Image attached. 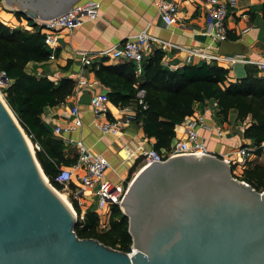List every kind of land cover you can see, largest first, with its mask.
Masks as SVG:
<instances>
[{
  "label": "water",
  "instance_id": "1",
  "mask_svg": "<svg viewBox=\"0 0 264 264\" xmlns=\"http://www.w3.org/2000/svg\"><path fill=\"white\" fill-rule=\"evenodd\" d=\"M2 1L30 18L49 19L78 0ZM218 52L240 55L242 44L223 38ZM79 101L89 102V95ZM120 208L131 254L79 237L74 209L48 181L0 97V264H264V189L238 178L214 152L143 165Z\"/></svg>",
  "mask_w": 264,
  "mask_h": 264
},
{
  "label": "crops",
  "instance_id": "2",
  "mask_svg": "<svg viewBox=\"0 0 264 264\" xmlns=\"http://www.w3.org/2000/svg\"><path fill=\"white\" fill-rule=\"evenodd\" d=\"M96 1L99 6L95 17L84 15L79 23L70 29H61L57 34L55 45L53 47L46 46L49 56L39 61L29 60L24 66V70L36 76H46L54 83L64 77L73 80L72 92L64 101L42 108L41 122L48 130H51L55 124H64L70 118V106L77 104L81 125L73 131L66 132L64 137L78 140L91 151L104 155L108 160V166L104 171L106 179L114 183L126 182L140 167L139 164H131L130 159L125 156L126 153L135 156L139 149L148 148L155 141L154 137L144 135L140 123H134L131 119L137 106L136 100L140 89L135 92L136 99L132 98V101L130 100L126 104L115 105L109 100V113L97 115L92 112L88 102H80L79 98L84 93L90 96L94 92L107 91L110 86L98 81L90 65L100 62H127L101 56L98 51L119 43L144 28L150 34L170 43L162 49L158 47L154 49V51L161 52L160 64L162 66L175 69L183 64L202 63L196 58L186 62L184 47L203 49L210 42V38L204 34L205 7L198 1L177 0L178 18L174 23L165 25L158 11V0ZM225 1L228 5L223 23L225 38L242 44V53L237 55L238 61L218 64L227 69L225 80L227 82L243 76L246 65L257 67L255 63L246 61L264 60V18L260 11L264 0ZM6 8L0 5V21L2 23L9 27L19 26L32 31L30 17L29 19L18 18L13 12L14 9ZM219 42H213L209 50L218 52ZM158 45L156 43L155 46ZM82 57L87 58L88 62L84 63ZM103 58H107V60L102 61ZM259 73L264 74V71H259ZM144 79L142 69L141 73H136V77L131 83L132 87H137ZM127 90L128 88H121L122 92ZM192 108V117L203 115V124H196L195 130L198 137L206 144L207 150L235 161L238 157L236 154L238 145L251 142L242 134L250 117L246 116L244 120L237 119L235 108H230L226 117L216 115L217 103L212 97L204 101H194ZM113 117L128 120L121 126L117 135L102 134L97 124ZM182 121L175 124V136L172 142L177 137L184 135ZM218 130L221 131V134L217 133ZM52 136L63 141L60 136ZM63 153L70 157H76L75 146L64 143ZM233 167L234 165H232L234 170ZM234 173L238 175L236 171ZM86 196L90 197L88 204L93 206L92 195ZM89 205L85 206V209Z\"/></svg>",
  "mask_w": 264,
  "mask_h": 264
},
{
  "label": "trees",
  "instance_id": "3",
  "mask_svg": "<svg viewBox=\"0 0 264 264\" xmlns=\"http://www.w3.org/2000/svg\"><path fill=\"white\" fill-rule=\"evenodd\" d=\"M260 11L264 18V1ZM13 12L18 18L29 19L24 12ZM48 56L42 33L19 26L9 27L0 21V71L7 78V83L2 85L5 100L31 140L40 144L41 149L35 151V156L49 182L61 189L63 185L56 181L60 167L72 165L76 157L63 153L64 142L52 136L41 122L40 114L44 106L64 101L71 94L74 82L64 77L54 83L46 76H36L24 70L29 60L39 61ZM160 58L161 52L155 50L145 59L142 65L145 79L135 88L131 85L136 77L133 63L100 62L90 65L98 81L110 86L106 92L115 105L136 99L135 92L144 90L142 101L145 107L137 104L134 121L141 124L145 136L154 137V148H167L175 136V124L192 114L193 102L211 97L217 103L216 115L226 117L228 110L235 108L237 119L250 117L242 133L251 140L250 145L264 140V74L259 73L257 67L246 65L243 76L225 82L227 69L215 61L168 69L160 64ZM105 60L107 58L102 59ZM123 87L128 90L122 92ZM263 178L261 164L245 169L240 177L257 190L260 187V190L264 189ZM69 185L74 187L73 183ZM71 201L77 213L74 231L79 237H94L111 247L130 250L127 216L117 205L110 206L106 229L98 231L97 212L88 209L80 218L76 199Z\"/></svg>",
  "mask_w": 264,
  "mask_h": 264
},
{
  "label": "built area",
  "instance_id": "4",
  "mask_svg": "<svg viewBox=\"0 0 264 264\" xmlns=\"http://www.w3.org/2000/svg\"><path fill=\"white\" fill-rule=\"evenodd\" d=\"M198 1L205 7V27L204 34L210 38V42L207 43L203 49L184 47L186 55L185 61L189 62L191 59L196 58L197 61H215L217 64L220 62L234 63L238 61V56L234 54H220L209 50V47L213 42H219L225 38L224 19L227 15L228 5L225 0H193ZM99 3L96 0H78L73 3L69 10L64 11L52 18L41 19L31 18L32 31H39L43 34V43L47 47H53L57 40L58 32L67 28L70 29L79 21L84 15H88L93 18L96 16ZM158 11L161 20L165 25L174 23L177 20L178 2L177 0H158ZM159 44L158 46H155ZM170 43L160 39L149 32L147 29H142L138 33L130 35L123 39L121 42L113 44L109 47L102 48L98 51L99 55L109 58L124 60L134 64L136 73L142 72V65L145 59L151 55L156 47L162 49ZM176 46V45H174ZM180 48L179 46H176ZM84 63L88 62V59L82 57ZM255 63L259 71H264V60L259 61H246ZM3 71H0V82L7 83V78H3ZM144 90L140 89L137 97V104L145 107L143 103ZM89 107L93 113L108 114L109 113V97L106 91L94 92L89 96ZM70 118L64 124H55L50 132L52 135L60 136L63 138V142L66 144H73L76 150V160L70 166H61L56 176V181L61 183L63 187L68 188L70 191L75 192L78 200L79 207L82 205L81 196L92 195L94 198L93 210L97 212L98 224L96 229L103 231L107 227V217L110 213V206L117 205L120 208V201L125 191V187L128 183L119 182L114 183L104 177V171L108 166V160L104 155L98 152H93L87 148L82 142L71 138L64 137L66 132L73 131L81 125V118L79 116L78 105L73 104L69 108ZM192 115V114H191ZM186 116L182 121L183 137H177L174 142L171 141L167 148L156 149L153 146L148 148L139 149L135 156L126 153V158L130 159L131 164L143 165L153 162L161 161L169 156L182 154V153H204L207 152L206 144L198 137L195 130L196 124H203V115H197L196 117ZM126 120L113 117L107 118L105 121L97 124L102 134L117 135L122 125ZM218 134L221 131L218 130ZM30 147L33 153L40 150V144L32 141ZM259 151L260 158H262V166L264 168V140L257 145H250V143H243L238 145L236 154L238 158L232 160L229 157L222 158L231 165L238 164L244 168L247 166V162ZM252 156V157H250ZM139 167V168H140ZM73 183L74 187L69 184ZM263 190V189H262ZM86 192V194L84 193ZM121 209V208H120ZM83 213L80 212L79 217L82 218ZM134 251L130 247L128 254Z\"/></svg>",
  "mask_w": 264,
  "mask_h": 264
},
{
  "label": "rangeland",
  "instance_id": "5",
  "mask_svg": "<svg viewBox=\"0 0 264 264\" xmlns=\"http://www.w3.org/2000/svg\"><path fill=\"white\" fill-rule=\"evenodd\" d=\"M3 2L2 1H0V5H2L4 8H6V9H10V10H12L13 8H10V7H8L7 5H5L4 3L2 4ZM2 85H4V82H0V97H2V99L5 101V103L7 104V102H6V100H5V91H4V86H2ZM7 106L10 108V106L7 104ZM10 110H11V112L14 114V112L12 111V109L10 108ZM14 116H15V114H14ZM134 116H135V110H134V112H133V115H132V117H131V119H132V121H134ZM15 118L17 119V117L15 116ZM17 121H18V119H17ZM19 123V122H18ZM134 123H137L136 121H134ZM20 124V123H19ZM21 126V125H20ZM21 128H22V130H23V132H24V134L27 136V138H28V140H29V142L30 143H33L32 142V140H31V138L28 136V134L25 132V130L23 129V127L21 126ZM260 156V153L259 152H257L256 153V156H254V157H252V156H250V157H252V158H249V159H251V160H249L248 162H247V166L246 167H244V168H242V167H239V165L238 164H235V166L233 167L234 168V170L238 173V175H236L233 171H232V173L233 174H235L237 177H242V175H243V172L245 171V169H247V168H251L253 165H255V164H261L262 165V163H261V161H262V158H260L259 157ZM238 158V157H237ZM239 168V169H238ZM241 169V170H240ZM48 179V178H47ZM264 179V178H263ZM49 181V180H48ZM56 188V187H55ZM57 189V188H56ZM261 189V187L259 188V190ZM58 190V192L59 193H61V194H63L64 195V197H65V200L66 201H68V203L70 204V206L74 209V207H73V204H72V201H71V199L73 198V199H76V201H77V203H78V200H77V198H76V194H75V192H74V190L73 191H70L68 188H65V187H63V188H61V189H57ZM85 194H86V192H84ZM81 198V201H83L82 202V205L80 206V212L81 213H84L86 210H88V209H93L94 208V205L92 206L91 204L89 205L88 203V201H89V199H90V197H87V196H81L80 197ZM87 205H89L88 206V208L87 209H85L86 207L85 206H87ZM92 207V208H91ZM121 210V209H120ZM74 211H75V213H76V210L74 209ZM121 213H122V211H121ZM76 215H77V213H76Z\"/></svg>",
  "mask_w": 264,
  "mask_h": 264
},
{
  "label": "bare ground",
  "instance_id": "6",
  "mask_svg": "<svg viewBox=\"0 0 264 264\" xmlns=\"http://www.w3.org/2000/svg\"><path fill=\"white\" fill-rule=\"evenodd\" d=\"M26 136V135H25ZM26 139H27V141H28V143H29V146H30V142H29V140H28V138H27V136H26ZM60 195H61V197H63L64 199H65V197H64V195L63 194H61V193H59ZM67 203H68V201H67ZM69 204V203H68Z\"/></svg>",
  "mask_w": 264,
  "mask_h": 264
}]
</instances>
